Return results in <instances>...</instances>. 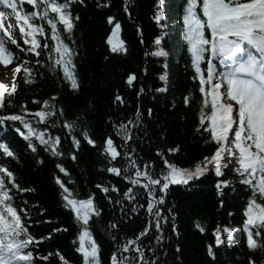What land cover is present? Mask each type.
<instances>
[{
	"label": "snow or ice",
	"instance_id": "obj_1",
	"mask_svg": "<svg viewBox=\"0 0 264 264\" xmlns=\"http://www.w3.org/2000/svg\"><path fill=\"white\" fill-rule=\"evenodd\" d=\"M78 2L83 5L85 0ZM0 3L10 10L0 12V63L7 66L16 58L19 63L15 65V72L23 70L25 77L32 76L35 66L46 67L53 73L62 70L63 79L70 88L79 91L82 85L74 63L78 52L73 39L79 16H73L71 0H0ZM109 3L110 0H107L103 6L107 7ZM162 3L163 0H157L153 20L164 29L166 18L160 7ZM25 4L30 6V10L25 9ZM129 4L130 0H124V11L130 16ZM182 20L183 39L193 70L191 80L197 84V91L201 95L196 131L207 133L206 142L215 144L214 152L204 156L194 166L179 167L168 159L166 153H177L179 145L166 150L156 149L162 161L159 172L155 170L153 162L141 164L138 161L135 148L129 150V141H133L134 129L142 123L139 107L134 119L122 120L118 124L113 122L116 135L123 142L119 149L111 135H105L98 144L86 128H81L80 117L67 118L63 107L57 108L54 103L59 94L42 102L34 97L32 102L41 105L35 110L27 108L28 102L25 100L20 105V112L0 115V125L12 122L15 133L26 142V150L38 157L37 163H43V158L39 157L40 148L57 161V172L53 173V179L60 190L63 208L69 211L77 225V237L73 244L78 245L75 251L81 254V264H101L100 244L93 236L90 220L93 216L99 218L103 209L98 206L95 193H89L83 199L77 198L57 173L69 175L65 162L77 161V154L82 151V139L91 146L99 147L100 154L109 165L105 169L107 173L122 177L130 185L123 192L116 185H96L109 202L120 206L121 218L131 219L125 212V202L130 205L128 211L132 214H138V208H141L150 217L138 234L124 241H117L112 234L119 230L121 219H110L108 234L115 245L110 264H158L156 245H162L164 226L168 225L170 216L172 220L176 216L170 207L165 213L164 205L170 185L187 186L206 173L213 172L217 177L223 176L225 171L235 172L240 176V182L248 186L251 194L244 209L246 219L243 231L250 249H264V0H186ZM107 23L113 25L106 41L111 53L126 54L125 42L113 41L121 29L120 22L109 15ZM162 35L163 32L152 41L155 46L153 55L167 60L168 52L161 47ZM21 54H24V59L20 58ZM29 55L31 61L27 59ZM42 56L46 59H41ZM164 67L167 68V63ZM167 76V72L159 75V80L165 81V86L156 88V92L167 91ZM136 79L135 73H129L126 83L132 85ZM26 82L32 80L27 79ZM16 87L15 83L11 87L0 83V110L12 105L11 97ZM144 91L141 87L137 95ZM191 95L189 93L182 97L185 105L189 104ZM115 101L124 102L120 95L115 96ZM147 115H152L151 108L147 109ZM50 120L53 121L51 128H62L63 134L49 131L47 122ZM65 139L69 142L67 151L62 147ZM0 156L19 161L17 153L3 138H0ZM118 157L123 161L122 167L114 165ZM229 184L228 180L218 179V194ZM137 188L143 189V197L134 190ZM29 191L34 192L35 188L21 187L16 174L6 164L0 163V264H36L38 257L49 261L54 255L58 257L59 264H72L58 248L43 256L34 251L40 242L68 229L61 225L46 236L33 235L29 231L32 224L29 208L19 207L15 203L17 193ZM116 193L119 196L113 200ZM141 198L144 199L143 204L139 203ZM220 204L223 205V200ZM46 211L41 208V214H46ZM47 222L52 221L49 219ZM170 227L178 236L175 223ZM196 227L201 232L205 231L199 222ZM234 231L228 226H217L213 230L215 245L224 243L222 236L225 233L228 242H231ZM151 232L156 233V245L150 242L145 246L142 238H147ZM146 251L153 254L152 259L148 258ZM176 251H180L178 244ZM208 254L214 258L212 245L208 246ZM249 264H255V261L249 258Z\"/></svg>",
	"mask_w": 264,
	"mask_h": 264
},
{
	"label": "trees",
	"instance_id": "obj_2",
	"mask_svg": "<svg viewBox=\"0 0 264 264\" xmlns=\"http://www.w3.org/2000/svg\"><path fill=\"white\" fill-rule=\"evenodd\" d=\"M106 2L107 0H85L82 5L78 0H71L73 16H79L73 39L78 52L74 63L82 85L80 90L73 91L70 88L69 83L63 79L62 70L53 73L46 67L35 66L32 76L25 77L23 70L17 73L14 69L5 84L11 87L15 83L16 92L11 97L12 105L0 110V115L20 112V105L25 100L28 102L27 108L35 110L41 105L32 102L34 97L42 102L59 94L54 103L57 108L63 107L67 118L80 117L81 128H86L98 144L105 135H111L119 149L123 142L116 135L113 122L118 124L122 120L134 119L139 107L142 123L134 129L133 141H129V150L135 148L138 161L141 164L145 161L153 162L155 170L159 172L162 161L156 149L166 150L179 145L177 153H166L168 159L179 167L194 166L204 156L214 152L215 144L206 142L207 133L196 131L201 95L197 91V84L191 80L193 70L183 39L182 16L186 0H163L160 7L166 18L164 29L153 20L157 0H130V16L124 11V0H110L109 6L105 7L103 4ZM25 9L30 10V6L25 4ZM109 15L114 16L121 24L120 40L125 42L126 54L111 53L106 42L113 28V25L107 23ZM162 32L161 47L168 52L167 60L153 55L155 46L152 41ZM49 43H52L50 33ZM20 58L24 59V54ZM27 59L31 61V55ZM41 59L46 57L42 56ZM17 63L19 60H16ZM165 63L167 68L164 67ZM144 69H147L146 73ZM164 72L168 74L167 91L156 92V88L165 86V81L159 80V75ZM129 73H135L137 77L132 85L126 83ZM27 79L32 82H26ZM141 87L145 91L138 96ZM189 93L192 94L190 102L185 105L182 97ZM116 95L123 98L122 104L115 101ZM148 108L152 109L150 117L147 115ZM52 122H47L49 131L63 134L62 128H51ZM0 138L8 142L19 157L17 161L0 156V163L6 164L16 174L21 187L35 188L34 192L17 193L15 199L19 207L30 210L32 224L29 231L36 236H46L53 228L61 225L68 229L66 232L54 233L52 238L40 242L34 251L43 256L58 248L72 264H81V254L75 251L78 245L73 244L77 237V225L69 211L63 208L60 190L53 179V173L57 172V161L40 148L38 152L43 163H37L38 157L26 150V142L15 133L10 121L6 125H0ZM81 143L82 151L78 152L77 161L65 162L69 175L57 174L77 198L83 199L89 193H95L97 204L103 212L99 218L93 216L90 220L91 230L100 244L101 264H110L111 253L115 251V245L108 234L110 219H121L119 230L112 234L117 237V241H124L138 234L150 217L141 208H138V214H132L128 211L130 205L125 202V212L131 219L121 218L120 206L109 202L97 190L96 185H116L120 192L130 185L122 177L105 171L109 165L100 154L98 146H91L83 139ZM62 147L65 151L69 149L68 140H63ZM114 165L122 167L123 161L118 157ZM218 179L230 181L229 185L220 190V194L216 188ZM240 180L235 172L225 171L221 177H217L214 172L206 173L187 186L170 185L164 205L165 213L170 207L176 216L174 220L170 216L168 225L164 226L165 239L162 245H156L155 232L142 238L145 246L150 242L156 245L158 264H249V258L255 264H264V249L253 250L247 246L246 233L243 231L246 219L244 209L251 193L248 186ZM134 190L139 191L141 197L144 196L142 188ZM118 196V193L113 194V200ZM139 203L143 204L144 199H139ZM41 208L47 210L46 214H41ZM49 219L51 223L47 222ZM38 220L41 223H36ZM197 222L205 229L204 232L196 227ZM172 223L176 225L178 236L171 230ZM217 226L235 229L231 242H228L225 233L222 236L224 243L215 245L213 230ZM177 244L179 252L176 251ZM209 245L213 246L214 258L208 254ZM146 255L149 259L153 258L151 252L146 251ZM36 264H59V261L55 255L49 261L38 257Z\"/></svg>",
	"mask_w": 264,
	"mask_h": 264
},
{
	"label": "rangeland",
	"instance_id": "obj_3",
	"mask_svg": "<svg viewBox=\"0 0 264 264\" xmlns=\"http://www.w3.org/2000/svg\"><path fill=\"white\" fill-rule=\"evenodd\" d=\"M119 38H120V31L117 33L115 37H113L114 43L119 41ZM13 70H14V63L9 64L7 66H5L4 64L3 65L0 64V83L5 82L9 77H11Z\"/></svg>",
	"mask_w": 264,
	"mask_h": 264
},
{
	"label": "water",
	"instance_id": "obj_4",
	"mask_svg": "<svg viewBox=\"0 0 264 264\" xmlns=\"http://www.w3.org/2000/svg\"><path fill=\"white\" fill-rule=\"evenodd\" d=\"M210 257H212V256H210ZM213 258V257H212Z\"/></svg>",
	"mask_w": 264,
	"mask_h": 264
}]
</instances>
